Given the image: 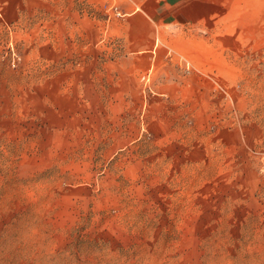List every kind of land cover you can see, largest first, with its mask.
I'll return each mask as SVG.
<instances>
[{"label": "rangeland", "instance_id": "obj_1", "mask_svg": "<svg viewBox=\"0 0 264 264\" xmlns=\"http://www.w3.org/2000/svg\"><path fill=\"white\" fill-rule=\"evenodd\" d=\"M112 1L0 0V264H264V0L221 76L160 95L146 71L124 110L91 90Z\"/></svg>", "mask_w": 264, "mask_h": 264}, {"label": "crops", "instance_id": "obj_2", "mask_svg": "<svg viewBox=\"0 0 264 264\" xmlns=\"http://www.w3.org/2000/svg\"><path fill=\"white\" fill-rule=\"evenodd\" d=\"M113 3L102 33L119 39L121 52L100 63L99 72L105 80L94 79L91 89L105 94L104 108L134 109L136 99L140 108V76L146 71L153 70L151 86L160 95L180 96L190 90L197 94L207 74L221 76L219 37L235 35L239 27L238 0H113L110 4ZM166 48L173 54H167ZM177 56L184 57L193 70H183ZM141 126L139 123L136 135L127 140H140Z\"/></svg>", "mask_w": 264, "mask_h": 264}]
</instances>
